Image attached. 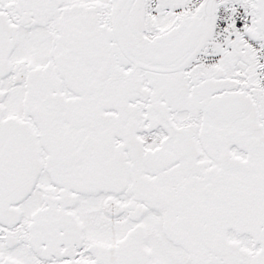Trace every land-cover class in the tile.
Segmentation results:
<instances>
[{"label": "snow or ice", "instance_id": "snow-or-ice-1", "mask_svg": "<svg viewBox=\"0 0 264 264\" xmlns=\"http://www.w3.org/2000/svg\"><path fill=\"white\" fill-rule=\"evenodd\" d=\"M0 264H264V0H0Z\"/></svg>", "mask_w": 264, "mask_h": 264}]
</instances>
